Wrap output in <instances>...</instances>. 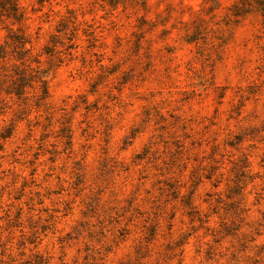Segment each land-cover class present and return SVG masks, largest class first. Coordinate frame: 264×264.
<instances>
[{"label":"rangeland","instance_id":"374dc122","mask_svg":"<svg viewBox=\"0 0 264 264\" xmlns=\"http://www.w3.org/2000/svg\"><path fill=\"white\" fill-rule=\"evenodd\" d=\"M19 3L0 264H264V0Z\"/></svg>","mask_w":264,"mask_h":264},{"label":"trees","instance_id":"16d2710c","mask_svg":"<svg viewBox=\"0 0 264 264\" xmlns=\"http://www.w3.org/2000/svg\"><path fill=\"white\" fill-rule=\"evenodd\" d=\"M263 2H260L261 5ZM11 20L12 25H18L17 31L9 28L8 37L15 40L16 45L14 51L18 52V61L20 65H15L14 75H6L5 77L11 78V83L7 88V93L22 96L26 89L32 87L34 83H40L43 91V98L48 96V86L43 80L42 73L30 67L29 62L23 55L28 54L30 50L26 49V45L31 43L25 32L26 15L21 10L19 0H0V25L5 24V21ZM1 30V28H0ZM22 49V51H20ZM19 50V51H17ZM7 46L0 45V59H5L8 56ZM47 54L52 53L48 50ZM3 88V83L0 82V90Z\"/></svg>","mask_w":264,"mask_h":264}]
</instances>
